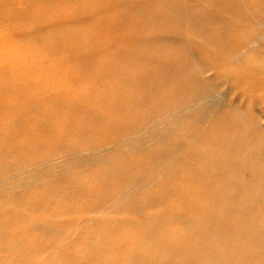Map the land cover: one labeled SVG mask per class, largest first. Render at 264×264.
I'll use <instances>...</instances> for the list:
<instances>
[{"label": "bare ground", "instance_id": "bare-ground-1", "mask_svg": "<svg viewBox=\"0 0 264 264\" xmlns=\"http://www.w3.org/2000/svg\"><path fill=\"white\" fill-rule=\"evenodd\" d=\"M251 1L122 0L117 8L115 6L114 10L120 17V22L116 24L129 34L128 41H123L127 48L113 51V64L105 69L99 68L100 74L106 76L109 82L114 80L118 83L112 89V95L120 94L123 88L120 90L119 85L129 84L136 97L123 110L125 118L117 121V115L113 119L117 122H107L108 132L102 138L85 135L80 128L74 129L70 136V132L66 137V134L61 136L62 141L58 145L54 142L49 152H38L39 149L34 153L35 148H27L24 152L33 150L34 156L29 160L26 153L25 159L33 160L32 163L27 161L30 163L28 165L23 157L20 160L17 157L18 162L13 164L4 161L2 157L9 156L10 153L5 155L4 150L1 151L5 140H0L3 143L0 145V209L4 210V215H8V219H0V239L8 240L15 235V232L13 234L9 231L10 220L20 222L19 227L25 222L27 225L32 213H37L38 217L40 211H45L49 203L58 199L57 202L62 201L64 207L61 203H56L60 207L57 208L63 207L65 216L71 217L61 219L62 217H57L60 213L58 211L57 214L53 213L54 218L57 217V222L60 218L63 226L69 224L71 227L65 230L60 222L58 224L61 226L49 224V221H45L47 218L41 220L42 216L33 226L32 223L28 224L29 228L44 233L48 241L45 245L41 244L45 238L40 234L42 239L39 244L44 247L37 246L36 249L33 246L35 254L32 251L37 258L39 255L36 253L42 252L44 255H58L55 258L59 259V264H73L76 260L80 261L79 264H264V0ZM109 8L111 9L110 6ZM87 19L89 20V16ZM19 20L14 22L18 23ZM76 21L80 20L77 18ZM175 27L199 42L198 51L211 54L214 60H207L212 62L214 67L210 68L215 73L206 74L210 68L205 58L198 51L187 47L179 32L173 29ZM79 28L82 31L84 27ZM136 28L142 29H138L142 31L139 35H133V31H136L133 29ZM78 33L74 29L59 30L60 35L75 37ZM46 51L53 55L51 51ZM4 53L0 52V55L5 57ZM85 61L78 70L89 73L94 65L92 61ZM59 62L61 64L62 61ZM165 64H170L171 67L168 68ZM129 68L133 70L130 71ZM97 83L93 81V84ZM163 84L166 87L162 88L165 93H160L158 87ZM90 93L91 91H87L83 95L88 97ZM147 100L151 103L145 105ZM44 101L39 102L43 105ZM7 105L10 106L9 103ZM38 105L32 107L33 110ZM7 108L10 110V107ZM17 109L16 107V112ZM19 111L20 115L24 114L22 109ZM31 111L30 108L27 112ZM42 111L46 114L52 110H45L46 113L39 110L40 115ZM105 118L106 116L99 114L90 120V124L99 125ZM16 121L12 125L22 124V118L20 123ZM8 122L11 123V119ZM12 122L14 123V118ZM45 122L47 125V121ZM83 123L76 127H84ZM6 127H3L6 131L16 129L20 133L18 129L21 126L12 128L10 125L12 130L9 126ZM17 131L14 130L13 133ZM18 136L7 140H17ZM22 144L23 149L24 143ZM7 145L9 147L10 143L6 144L5 149H8ZM8 152L14 153L10 150ZM21 152L20 150L19 153ZM95 182L98 183L99 191L89 202L88 193L93 190L92 184ZM29 194H33L35 198L27 199ZM86 196L89 197L88 201L82 202L81 199ZM56 204H53L54 207ZM51 205L49 207L52 208ZM48 211L49 208L44 213ZM74 215H79V219L75 220L82 223H102L94 226L92 233H84L90 235L91 240L82 255L66 249L74 237L83 233L79 232L78 221L74 223ZM12 228L14 230L16 227ZM130 228L137 230L136 233H132ZM24 229L27 232V228ZM19 231L23 235V229L19 228ZM30 231L34 234L32 229ZM29 235L24 236L28 238ZM93 237L105 245L108 251L115 252L129 246L126 262L122 263L119 257L99 260L101 247L96 246ZM16 240L17 237L14 238L11 249L23 250L26 247L24 249L27 251L32 239H29L28 245H24L27 241L21 243L22 240ZM33 240L38 242L39 239ZM14 253L18 254V251ZM4 254L0 253V264H6L5 261L10 259H7V252ZM32 259L34 261L35 257L29 260Z\"/></svg>", "mask_w": 264, "mask_h": 264}, {"label": "rangeland", "instance_id": "rangeland-1", "mask_svg": "<svg viewBox=\"0 0 264 264\" xmlns=\"http://www.w3.org/2000/svg\"><path fill=\"white\" fill-rule=\"evenodd\" d=\"M61 1H62L63 4L61 3ZM61 1L60 0H40V1L39 0H0V15H2V17L0 16L1 17L0 18V21H1L0 22V24H1L0 25V27H1L0 28L1 29L0 30V37H1L0 38V42H1L0 43V46H1L0 52L4 53L5 51H7V53L5 52L6 54L4 53L5 54V57L4 56L2 57V55H0V60H1L0 61V71H1L0 72V82H1L0 83V91H1L0 92V104H1L0 105L1 106L0 107V114L3 111V113L0 116V119H1L0 126H2L3 124L5 125V123L6 124L7 123H10V122H8L10 119H11V123L9 125H5V126H7L6 128H8V126L10 127V125H11L12 128L13 127L14 128L15 127L19 128L21 126L20 129H18L19 132H20L19 134H18V131L16 129H13V131L15 130V131H17V133L16 132L13 133V131H10V129L9 130L7 129V131L9 132V134H8V132L6 130H4V128H3V127H5L4 125L2 127H0V136H1L0 140L2 142L5 140V142H3V143H5L4 144L5 146H2L3 143L1 144V142H0V145L2 147H4V149H3L0 146V148H2V150L1 149L0 150L2 152L4 150V154L5 153H7V154L10 153L9 156L5 154L6 155V156L4 155L5 156L4 157L5 159L3 157H2V159L4 161L7 160L8 163H11V164H13V162H16L17 157H18V160H20L19 158H21V157H23L25 159L26 153H28V156H26V157H28L29 160H30L31 159L30 157H34V156H32L33 150L32 151H30V150L31 149H34V148L36 149V150L34 149V153H35V151H37L39 149L40 150L38 152L43 151V150L44 151L46 150L47 152H49L50 149L52 148V146H54V142H56L55 144L58 145L59 142L61 143V141H62L61 140V138H62L61 136H64V134H66L64 136V137H66V136H68L67 134H69V132H70V134H69V136H70L71 133H72V131H75L74 129H77V128H80L81 133L83 132V134H85V135L97 136V137H101L102 138V136L106 135V133L108 132V129L106 128L107 127L106 126L107 122L112 121L113 119H116L117 115H118V118L116 119L117 121L120 120V119H122V118H125L124 117L123 110H126L128 108V106H130V104H132L133 99L136 97V94L135 93L132 94V92H134V90L131 91V88L132 87L129 84L119 85L120 90L123 88L120 91V94L119 95L117 94V96H114L115 94L113 93V95H112V92L114 90L113 88L116 87L118 85V83H116V81H114V80L109 82V80L107 79L106 76L100 74V69H102V68L105 69L106 66L113 64V59H112L113 57L111 55V53L113 51L120 50V49L126 50V48H127L124 42L128 41V35L129 34L126 31V29L121 28V27H118L117 24H118V22H120V17H119V14H117V11L114 10V9L117 8V6L121 3L122 0H111V1L110 0H101V1L100 0H92V1L91 0L90 1L89 0H83V1L82 0H77V2H76V0H72V1L71 0H69V1L68 0H61ZM79 1H80V3H79ZM247 1H249L250 3L252 2L251 0H247ZM10 2H11V4H10ZM96 2L98 4H96ZM20 3H26L27 5L20 4ZM23 5L25 7H23ZM64 5H65V7H64ZM103 6H104V8H102ZM109 6L111 7V9L109 8ZM115 6H116V8H114ZM82 7H85V9L82 8ZM87 8H88V10H87ZM18 9L21 12V14H20V12H18ZM96 9H97V11H96ZM107 9H109V11ZM94 10H95V12H94ZM102 10L104 12H102ZM11 11H14V12H11ZM15 13L17 14V16H16ZM59 13H60V15H59ZM87 14L89 16V20L87 19L88 18ZM100 14H101V16H100ZM5 15H6V17H5ZM76 15H78L80 18L78 16H76ZM85 17H86V20H85ZM77 18L80 21H76ZM95 19H96V21H95ZM111 19H113V20H111ZM14 20L16 22L19 20V22L16 23V22H14ZM104 20H105V22H104ZM71 22H72V24H71ZM8 23H10V24H8ZM14 23H15V26L13 25ZM3 24H6L7 25V28H6V25H3ZM18 24H20V26H18ZM115 24H116V26H114ZM10 26H12V27H10ZM13 26H14V28H13ZM79 27H81V28L84 27V28L82 29V31H80L81 29ZM66 29H74L75 31H77L79 33L75 37L74 36H71V35L68 36V35H60L59 34V30H66ZM85 29H86V31L88 33L85 31ZM138 29H140V28L133 29V30H136V31H133V35H139L138 33L142 32V31H140L142 29H140V30H138ZM173 29L176 32H179V35L185 40V42L187 44V47L190 50L193 49V51H195V52L199 50V42L198 41H196L194 39L192 40L191 37H189V35H186L185 33H183V31H180L178 28L176 30V27L173 28ZM1 31H2V33H1ZM20 31H21V33H20ZM119 31H120V33H119ZM18 33H19V35H18ZM82 33H83L84 36L82 35ZM86 34H88V35H86ZM18 38H19V41H17ZM112 38H113V40H111ZM188 38L191 39V41ZM70 39L71 40L74 39V41H77V42L75 43L73 40H72L73 41L72 42V41H70ZM100 40H102L103 43H101L102 41H100ZM6 41H8V42L5 43ZM107 42H110V43H107ZM193 42H194V44H193ZM4 43H5V45H4ZM64 45H66V48L64 47ZM31 47H32V49H31ZM52 48H54V50ZM45 49L48 50V51H51V53L53 55H51L50 52H47ZM68 51H70V52H68ZM205 52L206 51L200 50V51H198V54H200V56L203 59L205 58L204 60L208 63V68H210V67L213 68L214 66L211 64L212 63L211 61H212V59L214 60V58L211 56L210 53H205ZM54 53H55V56L57 54L56 57L54 56ZM108 53H109V55H108ZM47 54H50L51 57H50V55H47ZM207 54H208V56H206ZM204 56H206L207 58L204 57ZM208 58L209 59L212 58V59H210L211 61L210 60H207ZM53 59H55V60H53ZM3 60H4V62H3ZM46 60H47V62H46ZM58 60L59 61H62L61 64H60V62ZM85 60L92 61L93 62V65H94L93 70H91L89 73H84V72L78 70L79 68H81V64ZM44 65H45V67H44ZM167 66H168V68L171 67L170 64H167L166 67ZM211 68L209 69L210 71H208L206 74L210 75L211 73L212 74L215 73L214 72L215 70L214 69H211ZM44 70H45V72H44ZM131 70H133V69H130V71ZM212 70H214V71L212 72ZM70 78H71V80H70ZM16 79H17V81H16ZM28 79H30L32 82L30 80L28 81ZM93 81H94V83H97V82H99V83L101 82V83L100 84L97 83L98 84L97 85V84H93ZM7 82H9V83H7ZM15 83H17V84H15ZM160 86L161 87H158V91L160 93L161 92L162 93H165V91L163 90V89L166 88L164 86V84L163 85H160ZM90 87H92V88H90ZM14 88H15V90H13ZM2 91H4L5 93L3 92L4 93L3 94ZM87 91H91V93H90V95L88 97L83 95V94L87 93ZM80 94H81V97L82 98L80 97ZM78 95H79V97H78ZM12 96H15L16 98L15 97L12 98ZM10 98H12V101L14 100L13 103H15V102L16 103L15 104L11 103L12 101H11ZM49 98H51V99L49 100ZM66 98H67V100H66ZM85 98H87V99H85ZM111 98H113V99H111ZM43 100H45L44 102L46 104L44 103L42 105V103H43L42 101ZM65 100H66V102H65ZM114 100H116V101H114ZM129 100H130V102H129ZM39 101H41L42 103L39 102ZM24 102H26V103L24 104ZM149 102H150V100H147V101L144 102V104L145 105L146 104H149ZM6 103L7 104L9 103L10 106H8ZM35 103L36 104H39L37 106V109H38V111L40 110V112H41V110H44V111L45 110H47V111L52 110V111L51 112L45 111V113L47 112L48 114L47 113L44 114V112L42 111V114L41 115L44 116L45 117L44 118V117H42L40 115V113L38 111H36L37 109L36 110H33L32 107H34L36 105ZM55 103H56V105H55ZM113 103H115V104H113ZM2 104H3L4 108H3ZM65 106L67 108H65ZM7 107H10V110ZM16 107L18 108L17 109V112H16ZM27 107L29 108V110H28ZM54 107H56V108H54ZM30 108H31L32 111L29 113L27 111H30ZM19 109H22V112L24 113L23 115L22 114L21 115L19 114L20 111H21V110L19 111ZM7 110H9V111H7ZM116 110H117V112H116ZM62 111H64V112H62ZM36 112H38V113H36ZM91 112L94 113V114H92ZM106 112H108V113L106 114ZM13 113H14V116H13ZM33 113H35V114H33ZM17 114L20 115V116H18ZM36 114H38V115H36ZM51 114H54V116H52ZM99 114L104 115V117L106 116V118L104 119V121L101 124L96 125L97 127L91 125L92 124V122H91L92 120L91 119L94 118V117H96V116H98ZM46 115H48V116H46ZM119 117H121V118H119ZM2 118H3V120L5 122H3ZM13 118H14V123L12 122L13 121ZM21 118H22V121H21L22 124H19L17 126L12 125V124H15V120H17L16 122L20 123L19 120H21ZM59 119H61V120H59ZM116 120H113V121L117 122ZM35 121L37 123H35ZM45 121H47V125L48 126L46 125V122ZM66 122L68 124H65ZM32 123H33V125H31ZM82 123H83L84 127L83 126L82 127H76V126H79L80 124L82 125ZM103 123H104V125H103ZM37 124L40 125V127ZM42 125H44L45 127L42 126ZM37 127H39V129H41V130L39 131V129H37ZM12 128H11V130H12ZM48 128H51L52 130L54 129L53 132L55 134L52 132L51 129H48ZM62 128H63V130H62ZM68 129H71V130H68ZM1 130L3 132L2 134H4V136H5V133H6V136H7V134H8V136L10 134L13 135L14 137L13 136L11 137V135L9 136V137H11V139L12 138L15 139L16 136H18V135H20V136L17 137V140H11V139L7 140V138H9V137L8 136H7V138H6V136L4 137L1 134ZM44 130H47V132L44 131ZM49 130H51V133L52 134L49 132ZM65 130H66V132H65ZM44 132H45V135H44ZM31 134H32V136H31ZM41 134H43V135H41ZM48 134H49L50 137L48 136ZM39 135H40V138H39ZM57 137H58V139H57ZM50 138L53 139V140H50ZM29 139H30V141H29ZM37 139H38V141H37ZM34 140H35V142H33ZM13 141H14V144H11ZM25 142H28V143L26 144ZM9 143H10V145H15V147H16V149H15L14 146H10L9 145V147H10L9 148L8 145H7V148L10 151H12V153L14 152L13 154H11V152H8L9 151L8 149H5L6 144H9ZM22 143H24V146H23L25 148V149L23 148L24 150L21 148L22 145H23ZM31 145H33V146L31 147ZM27 148L30 149L29 152H24V151H27L26 150ZM53 149H54V147H53ZM16 150H18V151H16ZM20 150L22 151L21 153H23V154L19 153ZM13 158H14L15 161L13 160ZM28 158L25 159L26 160L25 162H26L27 165L30 164L28 162H31V163L33 162V160L28 161L27 160ZM96 184H97V186H96ZM92 185H93V188H92L93 190H91L88 193L90 198L87 197L88 196V194H87L86 197H84V198L81 199L82 202L84 200H87L88 201V198H89V202H90V199L92 201L94 199V197H96L97 192L99 191L98 183L95 182ZM28 196H30V197H28ZM26 198L27 199L29 198V200H31V199L35 198V196L33 194L32 195L29 194V195H27ZM57 201H59V200L58 199H54V201H52L53 203H49L48 206H46V207L49 208V211H48L49 214H48V212L46 214L44 213V212H46V209H48L46 207H45L46 208L45 211L42 210V211L39 212L38 217L36 215L37 213H32L30 215V217H29V220H27L28 224H31L32 223L31 225L33 226V224L36 222V220L39 221L40 220V217L42 216L41 217V220L42 221H44L47 218V220H45V221L46 222L49 221V224H52V225L55 224V225L59 226L60 224H58V223L60 222L62 224V227H64L65 230L70 229L71 225H69V224L66 225L65 224V226H66V228H65V226H63L64 224L62 223V220L61 219H63V218L64 219H66V218L69 219L71 216L68 217L67 214H66L67 216H65V213L66 212H65V210L63 208L64 207V203L62 201H60V202H57ZM56 203H58V205H61L62 204L63 207L61 206L62 208L61 209H58L57 207H59V206ZM53 204H56L57 206L54 207ZM50 205L52 206V208L49 207ZM55 209L56 210L58 209V210L57 211H54ZM62 210H64L63 211V214H62L63 216L60 215L62 213ZM58 211L60 212L59 215L57 214ZM0 212H1L0 213L1 214L0 215V219H2V220H6L5 218L8 219V215H6V214L4 215L5 212H4L3 209H0ZM53 213L57 214V217L59 216V217H62V218L61 219L59 218V220L57 222V220H56L57 217L54 218L55 215ZM2 215H3V217H2ZM79 215H74L73 219H74V223L75 224L78 221V225H79L78 226V229H80L79 232L82 231L83 233H80L78 236L74 237L72 239V241L73 240L74 241L73 242L71 241L72 245L70 243L69 247L66 246V249H67L68 252L69 251L70 252L71 251H77L78 252V255H82L83 254V251L86 250L88 241L91 240L90 239L91 236L90 235H86L84 233H92L93 232L92 230H93L94 226H98V225H100L102 223L99 222L98 224L96 223V225H95L94 223H82L79 220L76 221L75 218L76 219H79V217H80ZM35 216L37 218H35ZM48 217L50 219H48ZM19 224H20V222L18 223V221H16L15 219L14 220L13 219L10 220V225L11 226L10 225L9 226L11 227V230L9 228V231L10 232L12 231L13 234L15 232V235L11 236L8 240L7 239L6 240L0 239V248H2L3 255H5L4 253L7 252V256H8L7 259L10 258L9 260H6L5 261L6 264H8V262H10L9 264H18V263L19 264H25V263H31L32 264V262H34V263L37 262L36 264H45V263L48 264V262L50 261V258H51V261H50L49 264H59L60 263L59 259L58 258L57 259L55 258V257H58V255H56V256L51 255V254L50 255H46V254L44 255V253L41 254L42 252L41 253L38 252L39 254L36 253V255H39L40 257L38 256V258H37L34 255L35 254L34 253V250L37 249L36 248L37 246H38V248H40V247L43 246V245L41 246L39 243H41L40 242L41 241L40 239H42V237H41L42 235H40V234H43V238H45L44 233H40L38 230H36L34 228H29L28 227V224L26 225V222L24 224L23 223L21 224L22 227H21V225L19 227L18 226ZM14 226L16 228H14V230H13L12 227H14ZM67 226H69V228ZM25 227L27 228V232L32 229V231H33L34 234H32L31 231L27 234L26 229H24ZM19 228H20V230H22V229H23V231L25 230L24 232L22 231V234L23 235H21V232L19 231ZM130 230H131L132 233L134 232V234L137 231L134 228L133 229L130 228ZM17 232L19 233V235H17L18 234ZM25 234H26V236L30 234L29 235L30 237L27 238L26 236H24ZM35 234L36 235L38 234V235L37 236H33ZM15 237H17V240H19V241L22 240L21 243H24V241H27L26 242L27 244L25 243L24 245H28L29 244L28 242L32 239L30 242H31V244L32 243L33 244L32 245L30 244L31 246L29 245L27 247V251H25L26 247H23V250L22 249L20 250V248L18 250L14 249V250L18 251V254L16 253L17 254L16 255L14 253L16 251H14V250L11 249V248H13L11 245H12L13 240H14ZM78 237H79V239H77ZM24 239H26V240H24ZM33 239H35V240L36 239H39V240H37L38 242H35ZM92 239H94V242H95L96 246H100L101 247V249H100V251L98 253V256L100 257L99 260H101V261H105L107 259H112L113 260L115 257H119L120 259H122V263L126 262V257H127L126 256V253L129 252V250H128L129 249V246L128 247L126 246L124 249H121V250H117L115 252H112V251H108V249H106V246L105 245H103L102 243L97 242L96 237H93ZM4 242H5V244H4ZM47 242L48 241L45 238V239H42V243L41 244L44 243V245H45ZM36 244H39V245H36ZM79 244H81V245H79ZM74 245L76 246V249H75V246ZM33 246L36 249H34ZM78 247L81 248V249H79ZM28 248L31 249V251ZM22 251L23 252L25 251V252L23 253ZM32 251H33L34 254L32 253ZM2 252H0V253H2ZM9 254H10V256H9ZM24 254H27V255L25 256ZM29 255H31L32 258L35 257V260L34 261H33V259L32 260H29L31 258V257H28ZM14 256H17V257L14 258ZM16 258H18L20 261L18 259L16 261L15 260ZM23 258H25V259H23ZM11 259H12L13 262H11ZM27 259H28V261H25ZM41 261H42V263H40ZM55 261H56V263H55ZM79 262L80 261H77L76 260L73 264H79Z\"/></svg>", "mask_w": 264, "mask_h": 264}]
</instances>
